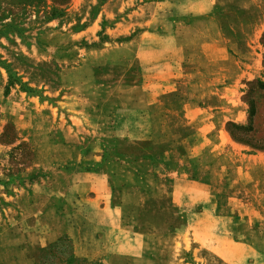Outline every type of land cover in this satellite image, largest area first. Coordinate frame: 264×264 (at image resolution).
Here are the masks:
<instances>
[{"label": "rangeland", "instance_id": "rangeland-1", "mask_svg": "<svg viewBox=\"0 0 264 264\" xmlns=\"http://www.w3.org/2000/svg\"><path fill=\"white\" fill-rule=\"evenodd\" d=\"M207 1L0 0V264H264V0Z\"/></svg>", "mask_w": 264, "mask_h": 264}, {"label": "crops", "instance_id": "crops-1", "mask_svg": "<svg viewBox=\"0 0 264 264\" xmlns=\"http://www.w3.org/2000/svg\"><path fill=\"white\" fill-rule=\"evenodd\" d=\"M184 3V2H183ZM206 3H208L207 0H199V2H194L193 8L191 9H211ZM180 6L176 5L174 9H179ZM190 9V8H189ZM262 30L264 31V20L262 25ZM149 103H146L143 106V109H149ZM162 142L155 141V144H161ZM176 151H179L178 148ZM105 153H102L101 158H103ZM255 157V156H254ZM183 158V156H181ZM176 157V155H171L167 159L168 162H166L167 169L169 170V174L167 177H169L170 180H174L178 183V188L181 187L183 184H187L189 186H193V183H195L191 177L188 176L186 169L183 168V163L185 162V159L183 160ZM137 160L138 162H129L127 159L123 157H114V159H109L105 161L101 167V170L92 175H88L85 177H82V180H79L80 183L78 186H84L86 185V188L84 190H81V194L78 196L80 197V201L82 204L85 205V208L82 212H84L89 219L92 221H97L101 223L103 227H109L110 221H121L122 218V208L124 207V203H118L117 201H114L111 199L112 196V190L111 183L109 182V177L107 175L109 167L114 164L117 166H123L128 167L130 164L137 165V169L135 171L138 173L140 172V166L143 167V165H150V173L153 175V171L155 172V166L157 165V160L155 156L149 152L142 153L140 157ZM253 166L248 170V178H249V185H251L252 188H256L257 186L263 185L264 189V181L263 183H259L257 181V173H256V167ZM144 169H143V171ZM263 176H264V167H263ZM84 184V185H83ZM204 188L207 189V185H204ZM186 192V189L183 187L181 188V191L179 193ZM264 221V218L261 217ZM256 227V226H253ZM262 230L264 231V224L262 227ZM264 253V251H262Z\"/></svg>", "mask_w": 264, "mask_h": 264}]
</instances>
